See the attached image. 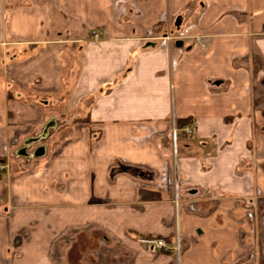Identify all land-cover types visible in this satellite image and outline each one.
Wrapping results in <instances>:
<instances>
[{
    "label": "crops",
    "instance_id": "1",
    "mask_svg": "<svg viewBox=\"0 0 264 264\" xmlns=\"http://www.w3.org/2000/svg\"><path fill=\"white\" fill-rule=\"evenodd\" d=\"M0 163V264H264V0H0Z\"/></svg>",
    "mask_w": 264,
    "mask_h": 264
},
{
    "label": "built area",
    "instance_id": "2",
    "mask_svg": "<svg viewBox=\"0 0 264 264\" xmlns=\"http://www.w3.org/2000/svg\"><path fill=\"white\" fill-rule=\"evenodd\" d=\"M93 37L95 39L99 38V35L96 31H93ZM166 40L168 42H172L173 39L170 35H168L166 37ZM175 130V129H174ZM195 131V126L194 125H190L188 127H186L184 129V132L188 135L193 134V132ZM174 132V131H173ZM0 169H4V167L1 165L0 163ZM140 242L148 245L150 248L152 249H165V250H169L172 249V247L170 248V245L168 244V242L165 239H161V238H141ZM174 250L178 251L179 250V244L176 242V245L173 247Z\"/></svg>",
    "mask_w": 264,
    "mask_h": 264
},
{
    "label": "trees",
    "instance_id": "3",
    "mask_svg": "<svg viewBox=\"0 0 264 264\" xmlns=\"http://www.w3.org/2000/svg\"><path fill=\"white\" fill-rule=\"evenodd\" d=\"M191 121L190 120H181V121H178L177 123V127L179 129H183L184 126H187Z\"/></svg>",
    "mask_w": 264,
    "mask_h": 264
},
{
    "label": "rangeland",
    "instance_id": "4",
    "mask_svg": "<svg viewBox=\"0 0 264 264\" xmlns=\"http://www.w3.org/2000/svg\"><path fill=\"white\" fill-rule=\"evenodd\" d=\"M45 151V150H44ZM29 155H27V156H24L25 158H28V159H30V158H32V154L31 153H28ZM4 170V169H3ZM2 169H0V173L3 171ZM4 197V196H3Z\"/></svg>",
    "mask_w": 264,
    "mask_h": 264
},
{
    "label": "water",
    "instance_id": "5",
    "mask_svg": "<svg viewBox=\"0 0 264 264\" xmlns=\"http://www.w3.org/2000/svg\"><path fill=\"white\" fill-rule=\"evenodd\" d=\"M178 45H180V43H178Z\"/></svg>",
    "mask_w": 264,
    "mask_h": 264
}]
</instances>
